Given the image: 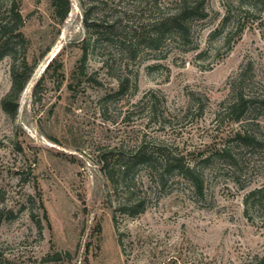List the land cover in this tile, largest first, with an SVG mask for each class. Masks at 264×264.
I'll use <instances>...</instances> for the list:
<instances>
[{"label":"rangeland","instance_id":"obj_1","mask_svg":"<svg viewBox=\"0 0 264 264\" xmlns=\"http://www.w3.org/2000/svg\"><path fill=\"white\" fill-rule=\"evenodd\" d=\"M51 1L19 0L36 66L14 116L3 100L15 59L0 61L1 264L264 263V203L248 198L264 190V110L239 122L225 110L239 86L264 95V13L245 18L239 38L237 21L222 27L228 0H206L187 46L132 60L121 43L145 17L135 0H70L61 24ZM239 131L261 145L235 141ZM141 146L199 165L203 196L183 177L163 186L141 169L144 212L122 213L130 195L108 173Z\"/></svg>","mask_w":264,"mask_h":264},{"label":"trees","instance_id":"obj_2","mask_svg":"<svg viewBox=\"0 0 264 264\" xmlns=\"http://www.w3.org/2000/svg\"><path fill=\"white\" fill-rule=\"evenodd\" d=\"M134 2V13H141L145 17L140 19L136 29L129 33L130 40L125 39L121 43L122 52H126L132 60L138 59L143 53H162L170 43L187 46L191 42L194 22L204 20L208 16L206 0H135ZM51 5L55 20L58 24L63 23L71 9L70 0H52ZM225 8L226 16L222 27L224 28L232 21H237L234 34L240 38L246 28L241 22L254 14L264 13V0H228ZM24 24L19 0H1L0 61L8 56L15 59L11 73L12 87L3 100V109L12 116L18 109L20 95L30 81L36 66L31 65L25 55L26 39L22 32ZM231 34L232 32L227 33L228 43L231 41ZM88 47L89 43L86 41L82 47L80 74H84L83 68L88 58ZM18 54L22 55L20 60H16ZM54 61L55 58L48 64L47 69L54 65ZM59 69H62L61 65ZM121 87H124L123 82H121ZM233 95L232 100L226 102L225 110L233 116L232 119L235 122H239L249 113L264 110V95L251 98L247 96L242 86L233 90ZM234 140L245 146L261 145L258 137L249 131L237 132ZM229 152V149H224L221 155L228 156ZM209 160V158L204 159L203 163H208ZM141 169L150 172L163 186L168 183L170 177H183L193 184L199 195L203 196V179L199 165L186 162L183 156L173 151L166 153L163 149H158L150 152L147 147L141 146L135 155L119 165L117 174L114 171L108 173L109 180L113 184L119 181L118 183L122 184L130 195L128 202L124 203L120 209L128 216L135 217L144 212V203L140 199H134L135 174ZM114 174L118 178L115 179L116 181H114ZM248 198L263 204L264 190L252 191Z\"/></svg>","mask_w":264,"mask_h":264}]
</instances>
